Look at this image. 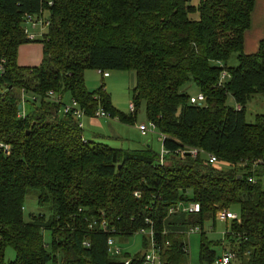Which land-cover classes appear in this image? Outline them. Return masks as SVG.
Here are the masks:
<instances>
[{"label":"trees","instance_id":"obj_1","mask_svg":"<svg viewBox=\"0 0 264 264\" xmlns=\"http://www.w3.org/2000/svg\"><path fill=\"white\" fill-rule=\"evenodd\" d=\"M253 6L254 0H0V142L10 145V154L0 155V264H58V255L60 264H123L131 255L111 256L107 238L126 241L151 226L161 264H187L191 226L200 228L199 264H210L217 247L239 264H264V115L245 120L247 104L264 99V41L257 53L243 52ZM40 14L49 20L38 39L41 63L20 67L18 48L31 43L24 18ZM233 54L237 65L229 67ZM90 69L134 73L130 113L143 102L147 122L166 136L163 165L149 143L123 150L86 141L84 126L47 100L50 91L68 94L85 117L101 109L131 123L113 109L103 85L86 89ZM222 72L229 78L219 85ZM188 84L203 94L202 106L189 103ZM228 94L235 108L226 105ZM183 146L217 161L180 159L174 153ZM30 193L47 217L25 220ZM178 203H197L200 212L168 214ZM232 209L238 220L224 221L223 240H207L205 222L213 228L219 213ZM141 244L145 250L144 236ZM8 248L12 261L5 260ZM141 257L130 264H142Z\"/></svg>","mask_w":264,"mask_h":264},{"label":"rangeland","instance_id":"obj_2","mask_svg":"<svg viewBox=\"0 0 264 264\" xmlns=\"http://www.w3.org/2000/svg\"><path fill=\"white\" fill-rule=\"evenodd\" d=\"M46 15V14H45ZM227 65L229 67H235L237 65L236 54H233L229 59ZM109 77L104 79L97 74L95 70H87L85 72V86L86 89L90 92L97 90L101 85L104 86L106 93L110 97L111 105L113 109L122 114L123 116L129 118L131 123H124L119 121L118 118L114 117L113 119L103 120L99 119V124L95 125L90 122V119H83V138L86 141H94L96 143L105 144L103 139L97 140L94 137L102 136L104 138L112 137L116 135L120 137L123 141L124 148H128L129 150H138L147 146L149 143L152 151L157 155L160 152L162 147V142L159 141L157 134H150L143 136L137 130V126L140 124H148L146 116H145V107L142 102L137 106V112L135 116H132L129 111V104L132 103V90L135 86V75L130 71H109ZM102 78V79H101ZM186 91L192 96L197 95L198 89L192 85L188 84L186 87ZM64 103L69 104L71 98L68 94L63 96ZM226 105L229 108H235V102L231 94H228L226 99ZM264 115V99L261 97H254L246 106L245 110V120L246 122H252L256 115ZM106 145V144H105ZM232 213L237 215V210H230ZM43 214L44 216H48L47 208H40L37 205L36 196L34 193H30L24 202V210L23 215L25 220H28L30 216ZM230 224V222H229ZM212 222L208 221L204 224L205 229V238L210 241L220 242L223 240V235L225 233L226 226L225 222L219 218V216L215 219V227H213ZM211 229V230H210ZM44 241L50 244V234L48 232H44L43 234ZM199 234H193L187 236V250H188V258L187 264H199V243L200 238ZM116 243L120 246L123 253H128L131 257L139 252H143L142 244H141V236L134 235L128 240L116 239ZM222 254L221 248H216V256H220ZM15 258V253L13 249L8 248L5 252V260L12 261ZM57 262L60 264L59 255L57 256ZM231 264H239L237 260L232 261Z\"/></svg>","mask_w":264,"mask_h":264},{"label":"built area","instance_id":"obj_3","mask_svg":"<svg viewBox=\"0 0 264 264\" xmlns=\"http://www.w3.org/2000/svg\"><path fill=\"white\" fill-rule=\"evenodd\" d=\"M48 26H49V20L43 14L42 15L40 14L37 17L28 15L24 18L23 34L25 35L27 40L34 42L43 37ZM3 63L4 61L0 60V71H2L3 69ZM96 72L102 78H107L109 76V73L107 71L97 70ZM227 78H229V75L226 72H222L219 79V85H221L223 81ZM46 98L47 100L60 105L62 114L73 116L75 120L78 122L79 128L83 126V119L85 118L86 114L84 110L79 107L76 100L71 99L70 103L66 104L64 103L63 97L54 93L53 91L48 92ZM204 101L205 98L203 94L199 92L197 93L196 96L192 95L189 98V103L196 106H202L204 104ZM129 111L131 113L134 111V106L132 103L129 104ZM93 118H98L103 120L111 119L110 116L101 109H98L94 113ZM137 130L143 136L147 135L148 133L157 134L159 141H161L162 143L166 139V136L159 133L155 125L149 122L148 124L143 123L138 125ZM9 154H10V145L0 142V155L7 156ZM167 154L168 151L164 149V147L162 146L158 154L159 164L163 165L164 156H166ZM174 154L180 159H184L187 156L194 159L197 158L198 156H203L206 157V159L210 164H214L217 161V158L214 155L210 154L209 152H206L205 150L200 148L190 147V146H183L177 149ZM247 181L249 183L255 182V180L252 178H248ZM261 182L264 185V171L261 173ZM134 196L138 197L137 193H135ZM199 212H200V206L197 203H188V204L178 203L172 206L171 208H169L168 210V214L183 213V214L191 215V214H197ZM218 216L223 221L238 220V216L232 213L230 210H222ZM146 222L150 223V221L148 220H146ZM100 228L104 232H107V228L104 222L101 223ZM199 232H200L199 226H191L186 230V236L198 234ZM137 235H140L141 237L144 236L147 240L146 249L143 250L142 252V257H141L142 264H161L160 250L158 249L156 241L154 239V231L152 226L148 229L139 230L137 232ZM106 245H107V252L111 256L119 257L124 254L120 246L116 243V239L113 236H109L107 238ZM234 258H235L234 254H232L229 251L223 250L222 254L220 256H216L210 264H231L232 261H234ZM130 262H131V257L123 259V264H130Z\"/></svg>","mask_w":264,"mask_h":264},{"label":"crops","instance_id":"obj_4","mask_svg":"<svg viewBox=\"0 0 264 264\" xmlns=\"http://www.w3.org/2000/svg\"><path fill=\"white\" fill-rule=\"evenodd\" d=\"M198 1L199 0H190L192 5H196ZM190 17L193 20H197L198 15L194 14L191 15ZM261 41H264V0H254V6L250 17V27L248 30L244 32V39H243L244 54L253 55L257 53ZM41 60H42V44L39 43L38 40L28 44L21 45L18 48L17 57H16V63L18 66L35 67L41 63ZM84 119H90V122L95 125L99 124L98 118L85 117ZM95 138L97 140L103 139L105 142H107L105 144L108 145L109 147L115 149H123V150L128 149V148H124L122 143L123 140L116 135L107 138H104L102 136H96L92 140H95Z\"/></svg>","mask_w":264,"mask_h":264},{"label":"water","instance_id":"obj_5","mask_svg":"<svg viewBox=\"0 0 264 264\" xmlns=\"http://www.w3.org/2000/svg\"><path fill=\"white\" fill-rule=\"evenodd\" d=\"M18 109H20V107Z\"/></svg>","mask_w":264,"mask_h":264}]
</instances>
